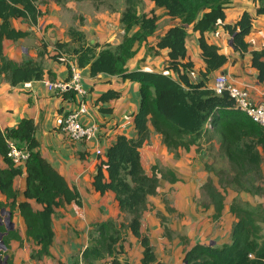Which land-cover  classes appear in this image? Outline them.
<instances>
[{
  "label": "trees",
  "instance_id": "16d2710c",
  "mask_svg": "<svg viewBox=\"0 0 264 264\" xmlns=\"http://www.w3.org/2000/svg\"><path fill=\"white\" fill-rule=\"evenodd\" d=\"M55 1L60 4L67 0ZM75 1H89L96 10L104 3V0ZM113 1V4L106 5L108 10L119 12L117 0ZM144 1L121 0L123 8L119 24L123 35L116 45L91 44L83 32L69 27L68 42L55 41L50 44L51 50H48V44L41 42L35 60L17 64L5 56L3 40L16 42L28 37L30 32L12 28L9 20L23 19L36 26L42 15L38 8L39 2L0 0V83L17 86L40 81L45 74L50 81H55V74L44 70V60L48 59L66 66L69 76L65 81L70 77V64H74L78 69L89 67L91 77L106 74L139 85V107L132 115L135 136L118 135L103 155L98 156L99 162L92 177V187L96 193L114 194L118 217L122 221L109 219L89 225L88 244L81 252L85 264L122 255L128 235L136 238L142 247L140 264L156 262L149 238L141 233V221L148 210L150 198L158 194L160 181L174 184L177 178L172 171H164L156 165L150 168L149 173L145 172L140 150L149 140V127L160 136L161 143L173 154L174 159L179 157V150L188 151L197 144L206 132V126L217 131L218 152L228 161L233 173L224 169L214 171L211 166H205V170L217 178L215 184L208 177L200 188L208 203L204 207L211 206L214 211V221L222 216L228 188L237 193L258 194L259 188L255 187L251 173L255 176L261 174L264 129L236 110L227 93L216 95L208 88L210 75L226 64L227 57L220 53L216 45L209 43L206 37L222 27L231 38L230 46L234 52L250 54V66L256 71L257 81L264 85V47L252 51L245 40L251 33L255 17L264 15V0H252L255 5L254 15L244 11L233 24H224L225 10L232 0H146L164 9L165 15L171 20L178 21L153 44H149L148 40L156 34L161 17L153 11L145 12ZM188 27L198 34L197 45L204 63V70L199 72L200 80L196 83H191L187 76L193 68V63L187 58ZM141 46L145 50L143 59L167 51L168 63L163 72L128 71V61ZM164 72L173 73L175 78ZM73 95L71 91L62 94L64 99H73ZM118 98L119 93L108 91L98 101ZM35 132V123L31 118L22 119L13 128H0V194L4 198V201L0 200V210H8L10 222L14 212H18L25 226V238L34 243L29 259L38 262L51 257L54 210L71 203L80 207L81 198L77 190L70 187L42 158ZM8 141L27 152L25 188L21 201H18L19 191L14 181L23 171L8 158ZM31 201L41 206V209L35 210ZM229 212L235 218L230 230V242L221 245L197 243L184 251L182 264H264V236L255 216L256 208L234 199L229 205ZM156 217L164 234H169L165 217L160 212H156ZM0 233L3 234L1 240L6 248L5 251L0 250L1 259L6 257L1 264H13V257L7 251L11 241L22 243L20 233L16 228L7 230L5 224L0 225Z\"/></svg>",
  "mask_w": 264,
  "mask_h": 264
},
{
  "label": "crops",
  "instance_id": "0c3cea01",
  "mask_svg": "<svg viewBox=\"0 0 264 264\" xmlns=\"http://www.w3.org/2000/svg\"><path fill=\"white\" fill-rule=\"evenodd\" d=\"M37 1L39 2L38 8L42 12V15L38 18L36 26L28 24L23 19L9 20L12 28L23 32H30L28 37L16 42L3 40L2 45L5 56L17 64L27 60H35L41 42L48 44V50L52 49L50 44L55 41L68 42L67 30L69 27H74L83 32L86 40L90 43L93 42V44L116 45L121 40L123 35V30L119 24L121 9L119 12H101L99 8L98 10L95 9L96 11L93 10L91 16L85 15L83 12L75 16L74 13H77L82 8V4L89 1L67 0L60 4L56 1L52 2V0ZM91 5L93 4L91 3ZM50 6L52 7L50 8ZM61 8L65 9L62 13L59 11ZM254 9L255 5L252 0H232V3L225 10L224 24H233L244 11L254 15ZM144 11H153L157 16L161 17L158 22L159 28L156 34L149 38V44L155 43L158 37L162 36L167 29L178 23L177 20H171L170 17L166 16L164 9L157 8L146 0L144 1ZM79 17L86 20H83V23L79 24ZM91 17L93 20H90ZM187 31V58L193 63V68L187 73V76L191 83H196L200 80L199 72L204 70V63L202 62L201 52L197 45L198 34L193 33L191 27H188ZM117 34H120V39H115ZM206 40L216 45L220 49V53L227 57L226 64L220 70L210 75V80L207 82L208 88H211L215 76L225 74L235 84L246 87L256 101H264V85L257 81L256 71L250 66V54L245 53L244 55H240L234 52L230 46L231 38L224 32L222 27L218 28L215 33L208 35ZM245 40L252 51H259L264 47V15L255 17L251 33ZM109 41L111 42L109 43ZM144 54V46H141L136 55L128 61L126 65L128 71L163 72L168 63L166 50L160 51L157 56L145 57L143 59ZM43 65L46 72L51 71L55 74V81H63L69 76L68 69L64 64L45 59ZM79 71L82 86L86 91L84 101L88 108V113L81 117V122L96 123L99 126L98 141L93 140L86 143L71 142L61 131L62 118L67 113L76 109L77 99H64L63 96L49 92L45 86V83L50 81L47 74L40 81H32L17 86H10L7 82L0 83L1 130L15 127L24 118L33 119L36 127L35 137L38 141L42 158L64 178L70 187H74L77 190L81 198L80 207L71 203L64 208L55 209L52 215L54 240L50 252L51 256L59 261V264H73L70 259L72 253H77V258L79 259L82 250L88 244L87 232L91 223L118 217L114 194L107 192L104 195H100L93 190L92 177L99 162L95 151L99 148L105 151L118 135L126 137L135 136L132 115L137 112L140 101L138 94L139 85L135 82L123 81L119 77L106 74L91 77L89 67L79 69ZM164 73L175 78V75L171 72ZM108 91L119 93V98L99 102L98 98ZM149 129V140L140 150L144 170V163L153 165L157 163L160 168L156 166L159 169L163 168L162 170L164 171H172L177 178V182L170 184L161 180L169 187H177L182 183L183 178L199 179L203 183L210 177L211 173H208L202 164L203 168L200 167V162L193 150L195 146L190 147L188 151L179 150V157L174 159L173 154L169 153L161 143L160 136L155 134L151 127ZM208 142H211V139ZM1 166L3 167L4 165L1 164ZM149 170H146V172ZM22 171L21 176L17 177L14 181V186L19 191L18 201L23 200L22 194L25 188L24 169ZM176 198L177 203L172 206L176 211L172 215L178 213L189 215L190 212L194 213L196 207L194 202V204L188 207H185V203L183 204L184 198H187L189 202L194 196H191L190 193L189 196L180 193ZM0 200L4 201L1 194ZM30 203L35 210L41 209V206L33 201ZM156 211L167 216L164 213L163 204L157 203ZM146 213V215L144 213L141 221V233L149 238L154 249L156 262L153 264H182L184 251L189 247L197 243L208 244L205 242L206 239L211 241L216 240V233L214 234L212 230L208 229L201 235V240L199 239V241L196 239L187 244L185 241L183 243L178 239L174 241L173 245L169 240L166 243V238H163V240L159 239V236L163 233L160 231L163 228H161L156 213ZM187 218L193 222L191 215L187 216ZM11 223L19 231L22 241H24V245L21 248L18 242H10L8 254L12 255L13 264H43L47 259H51V257H48L38 262L31 261L29 259L31 248L29 247V243L26 242L25 226L18 212H14ZM57 232L61 234L63 239H59L56 236ZM223 242L222 244L230 242V231L229 235L227 234V239L223 240ZM31 245L34 248V243ZM123 252L122 256L126 262L129 264H140L142 247L136 238L131 235L127 236ZM48 263V261L45 262V264Z\"/></svg>",
  "mask_w": 264,
  "mask_h": 264
},
{
  "label": "rangeland",
  "instance_id": "374dc122",
  "mask_svg": "<svg viewBox=\"0 0 264 264\" xmlns=\"http://www.w3.org/2000/svg\"><path fill=\"white\" fill-rule=\"evenodd\" d=\"M52 2H55V0L54 1L52 0ZM113 2H114L113 0H104L105 4L104 3H103V5L99 4L100 5V7H99L100 11L101 12L109 11L108 7L106 5L107 4H113ZM51 7L52 6H50V8ZM117 7H118V9L123 8V3L121 2V0H117ZM63 9L64 8H61V9H59V11L62 13L65 11V9L64 10ZM93 10H95L94 5H91V3H89V2H85L82 4V8L79 9V11L77 13H74V15L76 16L80 12H83L85 15L91 16ZM41 14H42V12H41ZM79 18H80L79 24H82L83 20H86V19H83L82 17H79ZM81 18L83 19L82 22H81ZM90 20H93V18L91 17ZM95 21H97V20H95ZM63 26H64V24H63ZM115 39H120V34H117ZM111 41H109V43ZM209 139H211V142H208ZM218 147H219V134L217 133L216 130H213L210 132V129H207L206 132L203 134V136L199 139V141L195 145V149L193 148V150L195 151V153L197 155V159L200 162V165L202 164L204 167L205 166H211L214 169V171L224 169V170H227V171L233 173L230 170V165H229L228 161L224 157H222L221 154H219ZM154 165H157L159 167V165L157 163H155ZM202 165L200 166L201 168H203ZM152 166H153V164L144 163L145 172H146V170H149ZM161 169H163V168H161ZM260 170H261L260 176H255L253 173H251V176L254 179L255 187L259 188L258 192H257L258 194L253 196V195L245 194L243 192L237 193L234 190H232L231 188H228L229 190H227L225 193L224 209L222 211V216L217 221H214L212 219L213 214H214V211H212V208L204 207V205L208 204L207 201L205 200V198L203 197L201 189H200L204 182L202 183V181L199 179H193L192 180L190 178L189 179L183 178L185 181L182 179V183L179 184L177 187L176 186L175 187H169L165 182L163 183L162 181H160L161 185L159 186L158 196L157 197L154 196V197L150 198V201L148 203V208H147L148 210H146V212H148V213H150V212L156 213L157 212L156 211L157 203L163 204V206H164V213H166L167 216H164V215L163 216L165 217L166 226L170 230L169 231L170 233L165 235L163 230L160 231L163 233H162V235L159 236V239L163 240V238H166L167 240L164 239V240H166V243L169 240L172 243V245H173L174 241L178 240V239H179V241H182L183 243L185 241V243L189 244L190 241H193L196 239L198 241H199V239L201 240V235H203L208 229H210L213 231L214 234L216 233V235H215L216 240L211 241V240H209V239L207 240L205 238L206 239L205 242L208 244H212V245L213 244L221 245L222 243H224L223 240L227 239V234L229 235V231L231 230V227H232L233 223L235 222V218L229 212V205L232 203V201L234 199H236V201L246 203L250 207L256 208V215L255 216H256V219L258 220L259 224H260L261 234L264 236V160L261 164ZM149 171H147V173H149ZM210 177L213 179L214 183L216 184L217 178L214 176L213 173L210 174ZM176 193H177V195H175ZM180 193H182L183 195L187 194L188 196L190 193L191 196H194V198H192V200H189V202H188L187 198H184V200H183V204L185 203V207H188L191 204L195 203L194 205H196V207H195L194 213L188 212L189 215H186V213H184V214L178 213V214L172 215V213L176 211L172 206H174V204L177 203L176 196H179ZM171 208H173V209H171ZM169 209L172 211H168ZM146 212H145V215L147 214ZM6 215H7V210H4L3 214H1V210H0V223L4 224L3 221L6 219ZM190 215H191V218L193 219V222L187 218V216H190ZM114 220H116L117 222L122 221V219L119 217L115 218ZM56 236L59 239H63L61 237V234L58 232H57ZM23 242L24 241H22L21 244L19 243L20 248L23 247V245H24ZM26 242L29 243V247L32 250L33 245H31V244H33V242L30 240H26ZM185 248H186V246H185ZM7 253H8V251H7ZM77 257H78L77 253L71 254L70 259L72 260L73 264H76L77 259H78ZM47 261L50 264H59V261H57L56 258L53 256H51L50 260L47 259L46 261H44L43 264H45V262H47ZM1 262H2V259L0 257V264H1ZM37 264H40V263H37Z\"/></svg>",
  "mask_w": 264,
  "mask_h": 264
},
{
  "label": "built area",
  "instance_id": "2783aa9c",
  "mask_svg": "<svg viewBox=\"0 0 264 264\" xmlns=\"http://www.w3.org/2000/svg\"><path fill=\"white\" fill-rule=\"evenodd\" d=\"M46 89L55 95L62 96L67 91L73 92V98L77 99L75 110L67 113L61 122L60 129L71 142H90L99 140V126L96 123H82L81 117L88 113L87 105L84 101L86 91L81 83L79 69L70 64V77L63 81H48L45 83ZM216 95L227 93L233 100L234 108L243 113L250 121L264 129V101H256L250 91L243 86L235 84L227 75L218 74L214 77L210 88ZM211 130L210 126H206ZM8 144V158L16 167L24 169L27 160V152L19 149L13 142ZM102 149L95 151L96 156L103 155ZM85 249V248H84ZM83 251V250H82ZM77 264H85L80 257ZM93 264H128L121 256L106 257L104 260Z\"/></svg>",
  "mask_w": 264,
  "mask_h": 264
},
{
  "label": "water",
  "instance_id": "95a60500",
  "mask_svg": "<svg viewBox=\"0 0 264 264\" xmlns=\"http://www.w3.org/2000/svg\"><path fill=\"white\" fill-rule=\"evenodd\" d=\"M91 44H93V42H91ZM230 44H231V40H230ZM3 211H4V210H1V214H3ZM6 216H7V217H6V219L3 221V223L6 224V228H7V230H12V229H14L13 224L10 222L9 214H7ZM1 224H2V223H0V225H1ZM2 235H3V234L0 233V250L5 251L6 248L4 247L3 242H2V240H1ZM5 260H6V257H4V259L2 260V262L4 263Z\"/></svg>",
  "mask_w": 264,
  "mask_h": 264
}]
</instances>
